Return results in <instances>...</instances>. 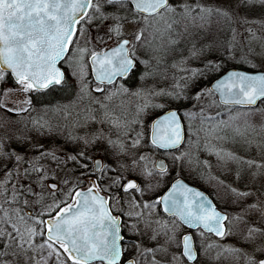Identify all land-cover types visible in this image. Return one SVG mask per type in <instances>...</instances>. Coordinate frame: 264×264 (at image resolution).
<instances>
[{"label":"snow or ice","instance_id":"6c2138e0","mask_svg":"<svg viewBox=\"0 0 264 264\" xmlns=\"http://www.w3.org/2000/svg\"><path fill=\"white\" fill-rule=\"evenodd\" d=\"M261 4L264 5V0H261ZM253 7L254 0H0V85L9 75L22 86L21 90L24 92L67 85L66 73L57 67V61L71 51L69 45H74L82 55L71 56L66 62L73 69L72 75L79 78L80 91L90 95L91 82L87 80L89 73L83 55L88 49L79 48L78 41L73 40L74 35H83L85 32L84 27L77 32V23L87 25L90 21L96 23L97 31L107 28V32L113 33L118 40L116 46L108 50L91 51V67L97 82L96 91H106L103 87L105 83L112 84L117 77L131 80L138 75L143 81L151 75L146 70L152 62L150 54L168 50L164 48L165 38L170 45L178 46L197 34L208 38L213 24H216L219 30L221 22L229 24L243 21L245 24L264 25V20L249 21L248 13ZM105 21L112 23L108 25ZM129 25L130 29L125 32L126 26ZM231 30L236 32L234 27ZM248 31L252 32L253 29L249 27ZM107 38L112 39V36L108 35ZM232 41L228 48L236 46L235 36ZM211 43L210 41V46ZM141 49L145 50L143 56L140 55ZM201 51L202 49L196 48L193 43L190 55L199 56ZM222 51L226 56H234L227 48ZM186 59L181 57V62ZM213 66L218 68L221 64L219 61H207L205 64L206 69L214 70ZM198 72L201 70L193 69V74ZM177 87L183 88L182 85ZM3 90L7 94L14 89ZM114 91L128 93L131 89L121 82ZM214 91H218L221 97L230 103L249 106L251 111V106L264 99V72L229 71L216 81L214 88L201 89L195 93V97L199 100L202 93L211 94ZM112 94L110 91L105 99L111 100ZM132 94L142 95L144 100L137 105L135 119L141 128L136 133L133 145L140 144L148 134L149 126L140 118L139 113L145 111L149 105L161 110L168 109L151 121V145L167 149L181 144L185 139L181 115H186L189 119L196 115L187 110L183 113L179 111L183 107V100L188 99L183 91L165 93L163 89L151 92L138 88ZM156 96L166 102L159 103L152 99ZM25 103L31 107V97H28ZM0 104L6 109L10 107L6 100L0 101ZM101 107L107 109L108 105L101 104ZM10 110L24 112L25 108L11 107ZM200 112L203 113L204 109L201 108ZM215 115L218 118L220 114ZM90 119L95 120L96 117L91 116ZM104 119L117 126L123 123L127 127L129 124L128 121H120L114 113L107 110ZM203 119L212 125L211 130H219L216 124H212V113ZM101 122L103 123V120ZM217 123L223 124L225 128L229 127L228 122L217 120ZM32 124L34 127L26 126L23 133L8 129L0 134V264H139L135 258L127 261L123 259L126 248L122 244L125 237L121 235V218L112 214L109 203L112 199V186L121 187L125 195H129V190L139 191L143 195L147 189L142 188L136 178H129L123 183L125 173L133 175L137 165L144 162L145 175H152L153 168L163 174L167 171V165L160 161L152 168L147 167L148 155H141L138 160L133 159L131 166L122 164L119 166L120 174L108 177V183L103 185L110 193L105 196L100 192L99 178L89 179L90 187H79L88 172H96L97 168L101 171L105 167L109 171L112 169L111 164L103 165L101 160L93 161V156L87 155L91 149L101 150L100 144L107 135L102 128L91 133L84 131L83 136L79 132L69 134L63 144H58L55 139H45L56 131L51 123L34 119ZM234 131L244 134L239 126H235ZM80 141L83 143H79ZM107 143L113 146L120 144V151H127L123 142L118 139L113 140L109 136ZM245 143L249 148L253 145L250 139ZM69 145L72 146L71 151ZM255 146L259 149L260 159H249L220 148L215 151L217 155L223 151L228 158L236 160L248 169H254L252 179L255 180L256 177L264 176V139L256 142ZM185 155L180 153L179 158L183 159ZM85 159L93 161L97 167L89 168V165L84 163ZM176 159L173 154V162ZM69 163H78V167L69 172L66 167ZM61 172L65 176L62 181L59 178ZM72 175H75L76 183H71L68 178ZM236 176L240 178L241 171H237ZM50 177H56V181L50 182ZM61 183L64 188L60 187ZM229 188L238 198L233 201L234 204L240 202V197L253 194L251 188L247 191H241L231 185ZM256 191L264 195V182ZM115 197L117 200H123L119 192L115 193ZM159 201L164 203L165 211L179 216L186 224L196 228L202 226L220 237L228 234L238 235L237 246L224 245L223 249L234 254L237 259L242 256L244 264H264V201L258 199L255 203L246 205L245 212L261 209V213L256 220L248 221L249 227L242 235L225 227L224 222L229 219L226 212L220 211L203 192L190 187L183 180L173 183L163 197H157L156 202ZM156 202L130 197V207L151 209L155 208ZM127 215L130 218H139L143 212L129 211ZM236 219L246 217L236 214ZM130 223L129 231L140 232L143 237L137 223ZM145 224L147 225V221ZM164 226H168L167 222H164ZM150 239H156L155 232ZM169 240L179 243L174 226ZM128 243L135 246L137 255L144 258L146 264H162L154 254L158 249L146 247L142 239ZM182 245L183 256L195 262L198 253L197 248L193 246L191 233L183 234ZM216 258H219V253ZM173 259L175 260V257Z\"/></svg>","mask_w":264,"mask_h":264},{"label":"rangeland","instance_id":"374dc122","mask_svg":"<svg viewBox=\"0 0 264 264\" xmlns=\"http://www.w3.org/2000/svg\"><path fill=\"white\" fill-rule=\"evenodd\" d=\"M211 2V0H208ZM249 21H261L264 20V14H251L248 13ZM105 24L110 25L112 21H105ZM90 26H89V25ZM87 25H82L78 28L77 32L80 31L81 27L85 28V32L83 35H74L73 40L78 41L79 48H87L88 52L83 53L85 59L88 58L91 51L94 49L95 51H99L104 49L105 47L115 43L117 40L116 36L113 33H108L107 28H102L100 31L96 30V23L90 21ZM230 24V26H229ZM229 24H225L221 22V25L218 26L213 24L211 30L208 33V38H205L203 35L197 34L194 38L188 40L186 39L182 49L178 52L177 57L173 52H168L167 55H171L169 58L172 66L170 72L167 73L169 76L173 73V85L174 88L169 85H165L166 82L163 81L161 83L149 82L144 86H136L131 89V95L124 96V92H115L114 89L119 87V83L115 84L114 81L112 84H109V88L104 91L105 97L111 91L112 98L111 100H106L105 97H101L104 104L109 103L112 105L111 109H104L101 107V103L94 101H87L85 105L77 107L74 110H68L64 108L63 115L60 116L58 114L59 111L53 110L51 114L47 112L49 115L45 117L44 122L53 123V125L58 122V124L63 125L59 131H62L59 135L55 132L56 136H60L59 138L53 134L52 138L55 139L58 144H63L65 139L69 134H75L79 132L81 136L84 135V131H88L89 133L95 132L98 129H103L104 133L107 135L104 137L100 144L101 150L91 149L87 155L93 156V161L95 157H100L103 165H112L111 171H109L106 167L103 171L98 170L97 172H88V176L83 178L84 182L79 185L80 188L86 187L89 185L88 180L89 177L94 179L99 178L100 190L106 195L109 196L110 193L108 189L104 188L103 185L108 183V177H115L120 174V165L128 164L131 166V162L133 159L139 158L141 155H148L149 163L147 167L152 168L154 161L156 158L160 156H164L166 159V163L171 162L173 169L176 171V175L178 176V172L180 169L181 161L180 153H185V156H195L193 158L194 163L204 165L201 166L202 169L205 170L204 177H202V181L207 186V189L214 190V203L217 204L219 208L226 211L228 214V221H225L226 228L232 229L233 233H239L242 235L247 231L249 227V220H256L261 213V209H253L251 211L245 212L244 209L247 204L255 203L258 199L264 201V195H261L256 190L260 187V184L264 182V176L256 177L255 180L252 178H237V171L244 165L238 163L234 159H230L226 156L225 152H221L220 155H217L215 151L216 148H220L223 150L236 152L240 156H246L249 159H260L259 149L255 146L256 142L264 139V115L259 112L258 109L253 108L251 111L243 110L239 108H231L226 109L225 107L220 105L218 106L215 103V99L217 98L214 93H202L201 98L199 100L196 99L195 93L199 92L201 89L209 88V84L201 85L200 87H195L194 84L198 82V79L203 76V78H207L211 72L216 71L217 68H205V64L207 61H219L218 53L224 54L221 52L223 49L227 48L228 51L234 53L233 57L224 56L227 59V62L235 63L236 60H245L250 64L253 69H262L264 70V25L260 23H249L245 24L243 21H235L229 22ZM130 25L126 26L125 32L130 29ZM236 28V32H232V28ZM251 27L253 29L252 32L248 31V28ZM191 31V29H190ZM107 33V35H106ZM111 35L112 39H108L107 36ZM235 36V47L228 48V44L233 42L232 37ZM249 37H253L249 39ZM99 38V39H98ZM165 41V40H164ZM210 41L211 46H210ZM193 43L196 48L202 49L199 56L190 55V50L192 48ZM163 44H165L163 42ZM71 51L68 52L63 63L68 66L69 64L66 62L67 59L71 56L79 57L82 55L79 51L76 50L74 45H71ZM140 55L143 56L140 51ZM164 51H160L159 54L155 53L156 59L158 61H164L165 57ZM154 56V53H152ZM158 56V57H157ZM181 57H186L187 59L181 62ZM89 66V64H88ZM235 66L232 64L229 67ZM158 69L157 65L152 66V71H156ZM193 69H200L201 72L193 74ZM207 76V77H206ZM210 83V82H209ZM182 86H192L194 90L192 91V104L188 108H183V112L190 111L193 113H197L201 108L204 109L202 115L196 117L195 115L189 119L188 116L184 115L185 121V140L184 143L176 150H169L166 152H157L148 147L147 140H150L149 134L145 136V138L138 145H133V140L136 139V133L140 130L141 125L136 122L137 116V105L144 102L143 96H134L132 93L136 91L138 88H144L146 91L158 92L160 89L165 90L166 92L176 91ZM21 87L17 81H12L9 83H5L2 86V91L0 93V101H7L9 104V109H6L0 104V106L4 110L11 111V107H22L27 108L28 105L25 103L28 97H30V91L24 92L21 90ZM13 88L14 90L11 92L5 93L3 89ZM93 90L96 91L97 83L92 84ZM98 92V91H96ZM163 95V94H161ZM152 99L156 100L159 103L166 102L161 99L160 96L152 97ZM217 100V99H216ZM100 103V104H99ZM83 108V109H82ZM159 108H155L151 105L143 111L140 112V118L145 121V124L148 127V133L150 131V122L156 116L153 115L154 110H158ZM166 109V108H165ZM109 111L115 114V116L120 121H128L129 124L127 127L123 125L120 126L110 124L108 119H104L105 111ZM164 110V109H163ZM226 111L223 112V111ZM209 113H212V124L217 125V129L219 130H211L212 125L209 124L203 117H207ZM216 113H219V117H216ZM54 115H56L57 119H53ZM95 116V120H91L90 117ZM58 117L60 119H58ZM182 118V119H183ZM231 118V119H230ZM60 122H59V121ZM103 120V123L101 122ZM217 120H221L229 123V127L225 128L223 124H218ZM184 123V122H183ZM57 124V125H58ZM55 125V126H57ZM54 126V127H55ZM235 126H239L243 135L236 133L234 131ZM187 127V129H186ZM189 127L191 130H189ZM56 128V127H55ZM58 130V128H57ZM53 132V133H54ZM58 132V131H57ZM187 132L188 135L187 136ZM111 137L113 140H119L123 142V146L127 149L126 152H121L120 144H116L115 146L109 145L107 143L108 137ZM187 136V137H186ZM217 137H220L219 139ZM252 140L253 145L251 148L245 143L246 140ZM191 141V143L189 142ZM207 142V143H206ZM79 143H83L80 141ZM103 149H107L104 151ZM71 151V150H69ZM135 154V155H133ZM173 154L177 157L175 162H173ZM193 154V155H192ZM93 161H89L87 159L84 160V163L89 165V168L94 167ZM207 161L208 163H205ZM90 162V163H88ZM234 166V178H230L228 176L229 169ZM64 167V165H62ZM67 169L69 172L72 169L78 167V163H69L67 164ZM145 167L144 162H140L133 175H128L125 173V178L123 182L129 177H134L141 183L142 188H146L147 190L141 195L139 191L130 192L129 195H125V192L118 185H113L111 190L112 199L109 200V203L113 210L117 212H121V216L124 218L126 225V232H128L134 240H141L142 243L148 248L158 249L154 254L156 259L161 261L162 264H244L243 257L241 256L239 259L232 253H229L223 249L224 245H233L237 246L239 244V236L236 234H228L224 237L214 238L211 236L201 235L200 245H201V255L196 260V262H187L182 254H181V243H180V234H182L185 229L180 222L173 216L165 215L160 208V203L156 202L157 197H160V194L165 190L155 193L160 190L159 186L163 183L164 173L163 175L158 172V175H145L143 173V169ZM155 168H153L154 170ZM156 170V169H155ZM254 171V169H250ZM81 171H84L81 169ZM78 174V173H77ZM200 175V174H199ZM227 175V176H226ZM176 176V177H177ZM60 180L62 181L65 176L63 172L60 173ZM71 183H76L75 175L68 177ZM50 180L56 181V177H50ZM262 180V181H261ZM171 182V181H170ZM149 185L151 187H149ZM169 184H167L168 186ZM229 185L233 187L240 188L241 191H247L248 188L253 190V194L247 197H241L239 199L238 204H234L233 201L237 199H230L229 194L232 192L229 188ZM247 185V187H245ZM166 186V187H167ZM61 188H64V185L60 184ZM66 190V189H65ZM119 192L120 196L123 197V200H117L115 197V193ZM59 195V194H57ZM135 197L138 200H149L156 202L155 208H147V207H130V197ZM236 198V195H235ZM70 202V201H69ZM220 203V205H218ZM122 209V210H121ZM129 211L132 212H143V215L139 218L133 216L129 217L127 213ZM149 212H151V216H149ZM236 214H240L246 217V219H236ZM131 222H136L137 227L141 229L143 232V237H141L140 232H131L129 231L131 227ZM147 221V225L145 224ZM164 222H167V227L164 226ZM176 228V235L179 237V243L169 240V236L172 234V227ZM153 232L156 234V239L152 240L150 237L153 235ZM167 233V234H166ZM214 242L217 247L216 253L214 256L212 252H210V244ZM243 247L244 245H239ZM129 252L132 253L133 258H135L139 264H146L144 258L137 255V249L133 245H129ZM163 249V250H160ZM207 249V250H205ZM217 253H219V258L217 259ZM175 257V260L173 259ZM151 257H148L150 260Z\"/></svg>","mask_w":264,"mask_h":264},{"label":"trees","instance_id":"16d2710c","mask_svg":"<svg viewBox=\"0 0 264 264\" xmlns=\"http://www.w3.org/2000/svg\"><path fill=\"white\" fill-rule=\"evenodd\" d=\"M109 10H111V9H109ZM249 13H251V14H255V13L264 14V5L261 4V0H254V7L249 11ZM77 26L79 28L81 26V23H77ZM164 40H165V41H163L165 43L164 48L168 49L167 51H164L165 55H163V56L165 57V60L164 61H158V59H156L155 53H154V56H152V53L150 54L152 57V62L148 65V67L146 69L147 71H149L151 73L150 76L146 77L143 81H141L139 79L138 75L131 80H129L128 78H120L119 77L115 80V82H116L115 84H117V83L120 84L121 82H123V83L127 84L129 89H132V88H135L136 86L137 87L138 86H144L145 84H147L149 82L161 83L164 79L165 82H166V80L168 81L167 83H165V85H169L173 89L174 88V85H173V76L174 75L172 73V75L170 74L168 76L167 73L170 72L168 70H171L172 66H174V65L171 64L172 62H170L171 58H169V57L171 55L169 56V55H167V53L173 52L175 54V57H177L178 52H180V49H182L184 42L178 46H172L167 42L166 38ZM140 51L144 55L145 50L141 49ZM221 52H223V51H221ZM145 58H148V57H145ZM217 58H219V62L221 64V66L218 67L216 69V71H213L209 75H207L208 76V77L206 76L207 78H203V76L200 77V79H198V82L196 83V85L194 84V88L200 87L201 85L209 84V82L212 79H214L217 75H219L223 70H225L227 67L231 66L232 64H234L236 67H242V68L245 67L246 69H253L254 68L250 64H248V62H246L245 60H240V61L236 60L235 63L230 64L229 62H227L226 57L222 53H218ZM63 60L61 61V66L63 67V70L66 73L68 84L63 86V87L50 86L47 89H33V90H31L30 97L32 100V106L31 107L28 106L27 108H25L24 112L8 111V110H4L0 106V134H2L5 130H8V129L19 130L21 133H23L26 130V126H27V128H33L34 127L32 124V121L34 119L40 120L43 123L44 122L43 119H45V117H47V115H49L47 112H49L51 114V112H53V110H57V111H59L58 114H60V116H61L64 113V110H65L64 108H67L68 110H74L77 107L85 105V103L87 101H89V102L94 101L95 103H97V98L99 99L101 97L102 98L105 97L103 92H96L92 88V84H94L95 81L93 80V77L90 74L91 72H90V69L88 66L87 59L84 60V63L87 65V71L89 73L87 80L91 82L90 87H91L92 91H91L90 95L87 92H81L80 91L79 83H78L79 78L72 75L73 69L69 65L66 66V64L63 63ZM156 65H157L158 69L156 71H152V66L154 67ZM12 81H13V79H12L11 75H9L7 80L3 84L9 83ZM3 84L0 85V93L2 91L1 88H2ZM109 86L110 85L107 84L105 86L106 89H108ZM194 88H192V86L190 85V86H183V88H179L178 90H176V91H183L184 96L188 97V99L183 100V107L179 109V111L181 113H183V108H185V107L188 108L189 106H191V104H192V91L194 90ZM129 95H131V91L128 93H124V96H129ZM99 102L101 104H104V102L101 99H99ZM215 103L218 106L220 105V107L223 106L216 99H215ZM105 104L108 105L109 109L112 108L111 107L112 105H110L109 103H105ZM173 106H175V105H173ZM223 107H225V106H223ZM226 107L225 108L228 110L231 108H239V109L250 111L249 107H240V106H226ZM253 108L258 109L259 112L261 110V113H263V115H264V99H262L257 104V106H254ZM161 111H162L161 109L154 110L153 115L155 116L158 113H160ZM223 112L226 113L225 110ZM202 114L203 113H201L200 110H198L195 116L198 117ZM183 116L184 115H181L182 118H183ZM54 119H57L56 115H54L52 120H54ZM58 119H60V118L58 117ZM183 122H184V128H185L184 118H183ZM57 124H58V122H56L54 125L52 123L53 127ZM62 126L63 125L60 122V124L55 126L56 128L54 127V129H56V133H58L59 135L62 132V131H59V129H61ZM57 128H58V130H57ZM186 129H187V127H186ZM53 134H55V132L50 133L49 136L46 137L45 139L52 138ZM55 136H56V134H55ZM187 136H189L188 132H187ZM59 137L60 136H56L54 138L57 139ZM146 144L152 150L160 152L156 147L151 145L150 140H147ZM13 146H15V144H13ZM68 147H69V150H72L71 145H69ZM193 158H195V156H184L183 157L182 161L180 162L181 165H180V169L178 172L179 173L178 176H181L185 180L189 181L190 183H193V184L203 188L204 190L207 191V193H210L211 196L214 195V190L209 191L207 189V186L205 185V183L202 181V177H204L205 170L202 169L201 166H204V165L194 163ZM88 163H90V162H88ZM233 170H234V166H233V168L229 169V171H228V174L231 172L228 175V176H230L231 179L234 178L233 177V175H234ZM238 171H241V177L240 178H246V179L252 178V172L253 171L248 169L246 166H242ZM157 173L158 172H156V170L154 169L153 174L158 175ZM163 176H164V178L162 180L163 183L160 184V186H159L160 190L156 191L155 193L163 190L162 188H166L167 184L170 183V181L177 176L176 171L173 169V166L171 165V162H169V161L167 163V171L164 173ZM229 195H230V197L227 196V198L238 199L237 197L235 198L234 193H231ZM239 199L241 200V197ZM218 205H220V203H218Z\"/></svg>","mask_w":264,"mask_h":264},{"label":"water","instance_id":"95a60500","mask_svg":"<svg viewBox=\"0 0 264 264\" xmlns=\"http://www.w3.org/2000/svg\"><path fill=\"white\" fill-rule=\"evenodd\" d=\"M118 43V41L117 42H115L114 44H112V45H109L108 47H106L105 49H103L102 51H105V50H108L109 48H111V47H115L116 46V44ZM69 47H70V45H69ZM97 52H101V51H97ZM67 54V53H66ZM65 56H62L61 58H60V60H58L57 61V67H59V68H61V69H63L62 68V66H60L61 65V61H62V59L64 58ZM88 62H89V66H90V74H92V77H93V79H94V81H95V72H94V70L92 69V67H91V53H90V55H89V57H88ZM229 71H241V72H250V73H261V72H264V70H262V69H246L245 67L244 68H242V67H236V66H232V67H227L224 71H222L219 75H217L214 79H212L211 81H210V83H209V88H214L215 87V83H216V81L217 80H219V79H221L224 75H226L227 74V72H229ZM11 77H12V79L15 81V79H14V77L11 75ZM105 84H107V82L105 83ZM40 89H45V88H40ZM214 93H215V95H216V99L218 100V102L220 103V104H222V105H225V106H241V107H249V106H245V105H240V104H237V103H230V102H228L227 100H225V99H223L222 97H221V94L218 92V91H214ZM262 100V99H261ZM261 100H259L258 102H257V104L261 101ZM257 104L256 105H254V106H257ZM252 107V106H251ZM168 109L166 108V109H164L162 112H160L159 114H157L153 119H156L158 116H160V115H163L164 114V112H166ZM152 119V120H153ZM180 119H181V123H182V125H183V128H184V123H183V120H182V117H180ZM151 120V121H152ZM150 124H151V122H150ZM149 137H150V131H149ZM184 137H185V130H184ZM183 142H184V140L182 141V143L181 144H179V145H174V146H171L170 148H167V149H165V148H158L159 150H161V151H167V150H173V149H176V148H178V147H180L182 144H183ZM96 159H99V160H101V158L100 157H95L94 158V160H96ZM160 161H163L166 165H167V163H166V160H165V158L163 157V156H160V157H158V158H156L155 159V161H154V164H159V162ZM101 162H102V160H101ZM153 164V165H154ZM94 167H97L96 165H94ZM99 168H97V170H98ZM157 171V170H156ZM129 178H134V177H129ZM128 178V179H129ZM89 179H93V180H95L94 178H92V177H89ZM177 180H183L184 181V183L185 184H187V185H189L190 187H192V188H195V189H197L198 191H200V192H203L204 193V195L207 197V199L209 200V201H211L213 204H215L216 205V203H214V200L212 199V197L210 196V194H208V193H206V191H204L203 189H201L200 187H198L197 185H195V184H193V183H189L187 180H185L184 178H182L181 176H178V177H176V178H174L170 183H168L169 185L166 187V189L162 192V194H160V197H163L167 192H168V190L171 188V186H172V184L173 183H175ZM50 182H55V181H53V180H50ZM127 182V179L123 182V183H126ZM87 187H90V185H88V186H86V187H83V188H87ZM100 192H101V194L102 195H105L101 190H100ZM106 196V195H105ZM159 205H160V208H161V210L165 213V214H167V215H174L172 212H169V211H165V205H164V203L162 202V201H159ZM216 207H217V205H216ZM218 208V207H217ZM219 210H220V208H218ZM220 211H222V210H220ZM225 212V211H224ZM177 218H178V220L182 223V225H184V226H186V227H188V228H196V227H194L193 225H189V224H186V223H184L183 221H181V219H180V217L179 216H177V215H175ZM225 224V223H224ZM201 229H203V230H205V231H207V232H212L213 234H215V235H217L214 231H211V230H208V229H204L202 226L200 227ZM185 233H190V231H187V232H184L183 234H185ZM183 234H181L182 236H183ZM121 235H122V233H121ZM182 236H181V245H182ZM218 237H220L219 235H217ZM193 244H194V242H193ZM194 247H195V245H193ZM181 250H182V253H183V245H182V247H181ZM182 256H183V254H182ZM185 259H186V257L185 256H183ZM128 259H132V257H128V258H125L124 260L125 261H127ZM187 260V259H186ZM188 262H193V261H189V260H187Z\"/></svg>","mask_w":264,"mask_h":264},{"label":"flooded vegetation","instance_id":"af4514ba","mask_svg":"<svg viewBox=\"0 0 264 264\" xmlns=\"http://www.w3.org/2000/svg\"><path fill=\"white\" fill-rule=\"evenodd\" d=\"M201 188V187H200ZM201 189H203V188H201ZM123 190V189H122ZM204 190V189H203ZM124 191V190H123ZM204 191H206V190H204ZM125 192V191H124ZM130 192H132L131 190H129V193ZM206 193H207V191H206ZM208 194H210V193H208ZM211 196V195H210ZM212 197V196H211ZM214 200V199H213ZM71 202V201H70ZM113 210V209H112ZM162 211V210H161ZM224 211V210H223ZM163 212V211H162ZM226 212V211H225ZM227 213V212H226ZM112 214L113 215H115V216H119L120 218H121V233H122V236H124L125 237V239L122 241V244L125 246V248H126V251L124 252V255H123V259H125V258H130V257H132L133 258V256H132V253H130L129 252V243H128V241H133V239H135V238H133L128 232H126V225H125V221H124V218L121 216V212H117V211H115V210H113L112 211ZM165 214V213H164ZM165 215H167V214H165ZM167 216H169V215H167ZM170 216H173V217H175L177 220H178V218L175 216V215H170ZM179 221V220H178ZM180 222V221H179ZM180 225H182V223L180 222ZM183 227H184V229H185V231L184 232H187V231H190V233L192 234V236H193V242H194V244L193 245H195V247L197 248V253H198V258H199V256L201 255V245H200V238H199V234L198 233H203V235H208V236H211V237H214V238H218V236L217 235H215V234H213L212 232H207V231H205V230H203V229H201V228H188V227H186V226H184V225H182ZM226 227V226H225ZM183 232V233H184ZM182 233V234H183ZM181 235V234H180ZM182 236V235H181ZM181 236H180V243H181ZM181 247H182V245H181ZM205 250H207V249H205ZM210 252H212V254H213V256H214V253H216V251H217V247H216V244H214V242H212L211 244H210ZM181 254H182V250H181ZM204 264V263H203Z\"/></svg>","mask_w":264,"mask_h":264}]
</instances>
